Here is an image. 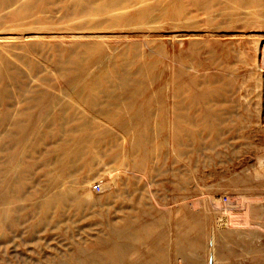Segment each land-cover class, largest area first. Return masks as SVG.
Wrapping results in <instances>:
<instances>
[{"label": "rangeland", "instance_id": "obj_1", "mask_svg": "<svg viewBox=\"0 0 264 264\" xmlns=\"http://www.w3.org/2000/svg\"><path fill=\"white\" fill-rule=\"evenodd\" d=\"M0 264H264V0H0Z\"/></svg>", "mask_w": 264, "mask_h": 264}, {"label": "crops", "instance_id": "obj_2", "mask_svg": "<svg viewBox=\"0 0 264 264\" xmlns=\"http://www.w3.org/2000/svg\"><path fill=\"white\" fill-rule=\"evenodd\" d=\"M254 208H258V206H255V207L253 206V209H250V211L243 210L242 212H240L242 219L247 218L248 221L254 220L255 219ZM186 211L187 209L185 208L179 209L178 218L174 221L175 225H177L178 230H179V244L183 246L191 245L193 243L192 241H189V240L194 239V236H195L194 232L197 229L198 224L202 222V220L199 221L200 218H208L207 219L208 221L206 223H205V220L203 221V225L205 226V225H208L209 218L214 217L211 213V210H208V209L206 210L204 209L196 213L189 212V215H188V212ZM237 216L236 217L227 216V229L230 228L233 231V230H236V228H241L242 226H245V224L241 220H238V221L234 220L236 218L239 219V217ZM237 222H240V223H237Z\"/></svg>", "mask_w": 264, "mask_h": 264}, {"label": "built area", "instance_id": "obj_3", "mask_svg": "<svg viewBox=\"0 0 264 264\" xmlns=\"http://www.w3.org/2000/svg\"><path fill=\"white\" fill-rule=\"evenodd\" d=\"M94 189L97 190V191H100V190H101V186H100V185H96V186L94 187Z\"/></svg>", "mask_w": 264, "mask_h": 264}]
</instances>
